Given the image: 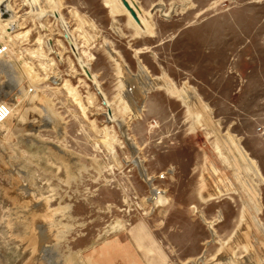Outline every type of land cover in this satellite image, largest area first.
Here are the masks:
<instances>
[{
    "label": "rangeland",
    "instance_id": "obj_1",
    "mask_svg": "<svg viewBox=\"0 0 264 264\" xmlns=\"http://www.w3.org/2000/svg\"><path fill=\"white\" fill-rule=\"evenodd\" d=\"M135 1L150 31L105 0H0V264H264L240 224L249 201L264 230V0Z\"/></svg>",
    "mask_w": 264,
    "mask_h": 264
},
{
    "label": "bare ground",
    "instance_id": "obj_2",
    "mask_svg": "<svg viewBox=\"0 0 264 264\" xmlns=\"http://www.w3.org/2000/svg\"><path fill=\"white\" fill-rule=\"evenodd\" d=\"M35 0H27L28 4L30 3V5L34 4ZM48 2V1H47ZM50 2V1H49ZM127 2L129 3V5L134 8V10L136 11L137 17L139 19V24H136V22L132 19V17L130 16L129 12L125 9V7L122 5L120 0H105V3L108 7H110V10L112 12H118L121 11L122 13H124L129 22L136 28L137 32L140 31H150L151 29V25H150V16L152 15V11H144L140 5L135 1V0H127ZM5 5L3 4V7ZM155 8V7H154ZM54 15L56 18H59V12L58 10H53ZM11 27H14L12 24H10ZM152 31V30H151ZM136 32V33H137ZM21 33V32H20ZM152 33V32H151ZM149 34V33H148ZM16 35H19L18 33ZM21 35V34H20ZM65 38L68 40L69 45L71 46V50L73 51L74 54L77 55L76 53V47L74 45V42L72 40V37L70 35L69 32L65 31L64 34ZM49 46L51 48L52 44L49 43ZM34 52V51H33ZM31 53V52H30ZM58 59H59V55ZM62 58V57H61ZM142 66V65H141ZM83 68L86 67V65H82ZM140 68V66H139ZM86 71V69H85ZM140 72L143 75V77L145 78V83L147 88H154V87H163L165 88L167 91H170L171 93L177 95L183 102H185L188 107L190 108L191 111L195 112L196 114L200 115L201 117V121H204L205 124L208 127H211V129H213L215 127L214 122H211V119L209 118V114H208V110L206 109V107L204 106V104L201 102V100H199V98L194 94L195 92H192L191 90H189L185 85H183L182 87H177L176 85H174L173 83H171V81H168V79L166 80L164 77H149L148 75L145 74L144 70L142 68H140ZM144 81V79H143ZM145 86V87H146ZM128 91H130L132 94V98L135 102H138L139 99L137 97L136 92L134 91V88H128ZM130 95V94H129ZM128 93L127 96L129 97ZM7 120V119H6ZM218 128V127H216ZM216 137L217 140L221 143L222 142V136L219 135V133L216 130ZM225 143L230 145V150H231V158H236L231 160L232 164L235 165L237 167V165L239 164H248L250 166V169L254 172V174H258V171L253 167L254 165H252L253 163L250 161V158L247 157L245 151L237 144V142L230 136H225L224 137ZM209 152V151H208ZM207 159V158H206ZM236 162H235V161ZM252 160V159H251ZM209 162V161H208ZM252 163V164H251ZM217 164V163H216ZM209 165V164H208ZM241 166V165H240ZM247 167V166H246ZM238 168V167H237ZM244 168V167H243ZM218 169V168H217ZM236 169V168H235ZM220 173V171H218ZM217 172V173H218ZM213 174H216L213 172ZM211 177V174H210ZM214 177V175H213ZM259 177V176H258ZM216 179V178H215ZM205 180V179H204ZM212 180V179H210ZM214 180V179H213ZM206 181V180H205ZM208 182V181H207ZM211 182V181H210ZM219 182V181H218ZM215 183V182H211ZM217 183V182H216ZM215 183V184H216ZM224 183V182H223ZM210 184V185H211ZM206 185V184H205ZM208 185V184H207ZM217 185V184H216ZM214 186V185H212ZM218 186V185H217ZM209 187V186H208ZM211 187V186H210ZM221 187V186H220ZM219 187V188H220ZM217 189V187H216ZM223 189V188H221ZM220 190V189H219ZM218 190V191H219ZM224 190V189H223ZM217 191V192H218ZM204 192V191H203ZM216 192V193H217ZM154 193V198L156 199V201L158 203H164L165 201H167L164 197H162L161 195H158L157 191L153 192ZM215 193V192H214ZM213 195V194H212ZM211 195V196H212ZM215 196V195H213ZM248 196V195H247ZM168 204V203H167ZM254 208V213H252L251 209ZM259 211V209L256 207V205H252L251 203L243 201L242 204V208H241V214H240V224L242 223L243 227L246 228L245 232H243V239H245L246 241L250 240H256V242H261L264 243V230L262 228V225L260 223V221H258L257 217L255 216V214ZM239 224V225H240ZM244 230V229H243ZM235 234V233H234ZM237 235V234H236ZM238 238V237H237ZM248 239V240H247ZM228 242V241H227ZM252 241H249V243H251ZM246 243V247L247 250L250 249V244ZM256 243V244H257ZM226 244V243H225ZM256 244L255 247H256ZM259 244V243H258ZM257 244V246H258ZM230 245V244H228ZM226 244V246H228ZM245 245V244H244ZM253 246V243H252ZM262 247V246H261ZM252 248V247H251ZM259 248V247H256ZM222 249V247L220 248V250ZM259 250V249H258ZM219 251V249H218ZM226 253V258L228 259V264H234V260H233V256H232V250L231 247L228 246ZM250 255V254H249ZM255 255V254H254ZM264 257V256H263ZM222 258V257H221ZM223 259V258H222ZM264 259V258H263ZM246 260V259H245ZM257 263V262H256ZM254 264V263H253Z\"/></svg>",
    "mask_w": 264,
    "mask_h": 264
},
{
    "label": "built area",
    "instance_id": "obj_3",
    "mask_svg": "<svg viewBox=\"0 0 264 264\" xmlns=\"http://www.w3.org/2000/svg\"><path fill=\"white\" fill-rule=\"evenodd\" d=\"M7 52V46L0 41V58ZM12 107L6 102H0V125L11 115Z\"/></svg>",
    "mask_w": 264,
    "mask_h": 264
},
{
    "label": "water",
    "instance_id": "obj_4",
    "mask_svg": "<svg viewBox=\"0 0 264 264\" xmlns=\"http://www.w3.org/2000/svg\"><path fill=\"white\" fill-rule=\"evenodd\" d=\"M122 5L125 7V9L129 12L130 16L132 17V19L136 22V24H139V19L137 17L136 11L134 10V8H132L129 3L127 2V0H120ZM2 16H6V13H2Z\"/></svg>",
    "mask_w": 264,
    "mask_h": 264
}]
</instances>
